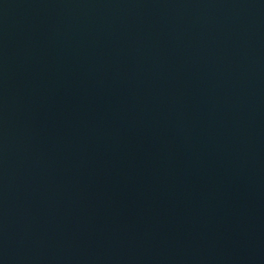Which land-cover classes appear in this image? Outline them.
Instances as JSON below:
<instances>
[{
  "label": "water",
  "instance_id": "water-1",
  "mask_svg": "<svg viewBox=\"0 0 264 264\" xmlns=\"http://www.w3.org/2000/svg\"><path fill=\"white\" fill-rule=\"evenodd\" d=\"M0 264H264V0H0Z\"/></svg>",
  "mask_w": 264,
  "mask_h": 264
}]
</instances>
